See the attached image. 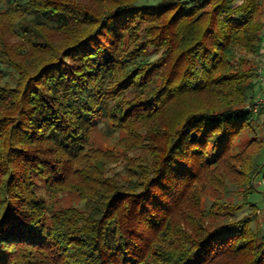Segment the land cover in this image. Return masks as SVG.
Instances as JSON below:
<instances>
[{
  "label": "trees",
  "instance_id": "obj_1",
  "mask_svg": "<svg viewBox=\"0 0 264 264\" xmlns=\"http://www.w3.org/2000/svg\"><path fill=\"white\" fill-rule=\"evenodd\" d=\"M6 1L0 76L18 75L0 84V264H264L252 218L200 198L213 179L249 195L264 177L260 140L232 149L264 115L248 109L264 2ZM98 121L150 153L127 158L126 182L90 147ZM69 190L83 209L54 206Z\"/></svg>",
  "mask_w": 264,
  "mask_h": 264
},
{
  "label": "rangeland",
  "instance_id": "obj_2",
  "mask_svg": "<svg viewBox=\"0 0 264 264\" xmlns=\"http://www.w3.org/2000/svg\"><path fill=\"white\" fill-rule=\"evenodd\" d=\"M262 2H264V0H262ZM7 4L8 2L6 0H0V10L6 9ZM248 58L257 66L255 83H257V80H260L262 82L261 84H264V64L260 63L259 56L255 57L253 55H248ZM259 65L262 67L261 76L258 70ZM17 75L15 70H9L3 74L2 77L0 76V84H15ZM262 94H264V91L258 95L254 94V98ZM252 125V128L245 129L236 136L232 149L234 151L241 149L244 144H246V140L249 137L255 136L256 140L260 141L252 144L250 150L253 152L258 150L254 155V161L262 165L264 164V140H262L264 139V115L254 120ZM144 130L145 129L140 130V135L142 137H144ZM90 140V147L108 154L107 158H103V160H105L103 161L104 173L108 176H113L121 182L127 181V176L124 172L127 158L137 157L141 162L150 161V153L144 145H132V140L127 136L125 131L113 130L111 125L106 121H98L96 123L91 133ZM109 154L111 155L110 157ZM104 155L106 154L102 153L101 157H104ZM261 167L257 168L255 174L259 172ZM210 178L212 177L210 176ZM253 187L255 190H252L251 194L243 195L239 187H235V185H232L231 182L227 180L224 185L219 186L216 185L214 179L212 182H204V184L201 185L200 192L201 205L206 208L210 202H214L215 200L236 204L237 209L233 210L235 218H252V227L264 233V177H262V175L259 174L255 176ZM54 206H74L78 209H83L84 202L75 191L69 190L62 191L57 195Z\"/></svg>",
  "mask_w": 264,
  "mask_h": 264
},
{
  "label": "crops",
  "instance_id": "obj_3",
  "mask_svg": "<svg viewBox=\"0 0 264 264\" xmlns=\"http://www.w3.org/2000/svg\"><path fill=\"white\" fill-rule=\"evenodd\" d=\"M259 61L261 64H264V40H262V44H261V51H260V55H259ZM258 70H259V73H260V76H261V73H262V67L259 65L258 66ZM262 78V77H261ZM260 80H257V83H255L254 85V94H261L262 91H264V84H261L262 82Z\"/></svg>",
  "mask_w": 264,
  "mask_h": 264
},
{
  "label": "built area",
  "instance_id": "obj_4",
  "mask_svg": "<svg viewBox=\"0 0 264 264\" xmlns=\"http://www.w3.org/2000/svg\"><path fill=\"white\" fill-rule=\"evenodd\" d=\"M260 108H264V94L256 96L248 106L253 113H257Z\"/></svg>",
  "mask_w": 264,
  "mask_h": 264
}]
</instances>
